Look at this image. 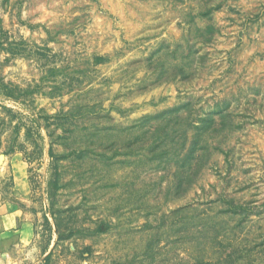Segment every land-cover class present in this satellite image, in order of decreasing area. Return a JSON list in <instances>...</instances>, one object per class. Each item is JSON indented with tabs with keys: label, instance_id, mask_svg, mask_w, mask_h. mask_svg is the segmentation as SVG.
I'll return each instance as SVG.
<instances>
[{
	"label": "rangeland",
	"instance_id": "374dc122",
	"mask_svg": "<svg viewBox=\"0 0 264 264\" xmlns=\"http://www.w3.org/2000/svg\"><path fill=\"white\" fill-rule=\"evenodd\" d=\"M0 197V264H264V0H0Z\"/></svg>",
	"mask_w": 264,
	"mask_h": 264
},
{
	"label": "crops",
	"instance_id": "0c3cea01",
	"mask_svg": "<svg viewBox=\"0 0 264 264\" xmlns=\"http://www.w3.org/2000/svg\"><path fill=\"white\" fill-rule=\"evenodd\" d=\"M9 208L6 198L0 197V242L10 241L26 246L34 239L35 225L25 211L12 209L13 212H9Z\"/></svg>",
	"mask_w": 264,
	"mask_h": 264
},
{
	"label": "water",
	"instance_id": "95a60500",
	"mask_svg": "<svg viewBox=\"0 0 264 264\" xmlns=\"http://www.w3.org/2000/svg\"><path fill=\"white\" fill-rule=\"evenodd\" d=\"M2 158H4V156H2Z\"/></svg>",
	"mask_w": 264,
	"mask_h": 264
}]
</instances>
